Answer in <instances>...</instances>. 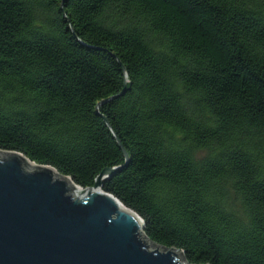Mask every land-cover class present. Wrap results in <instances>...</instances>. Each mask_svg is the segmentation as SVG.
<instances>
[{"label":"trees","instance_id":"1","mask_svg":"<svg viewBox=\"0 0 264 264\" xmlns=\"http://www.w3.org/2000/svg\"><path fill=\"white\" fill-rule=\"evenodd\" d=\"M0 150L122 168L102 190L152 243L264 264V0H0Z\"/></svg>","mask_w":264,"mask_h":264},{"label":"water","instance_id":"2","mask_svg":"<svg viewBox=\"0 0 264 264\" xmlns=\"http://www.w3.org/2000/svg\"><path fill=\"white\" fill-rule=\"evenodd\" d=\"M126 92L97 107L110 129L99 109ZM114 138L127 166L130 156ZM120 169L82 188L50 166L0 150V264H188L183 251L152 243L142 218L102 190Z\"/></svg>","mask_w":264,"mask_h":264}]
</instances>
